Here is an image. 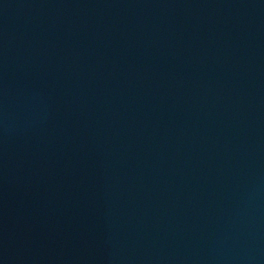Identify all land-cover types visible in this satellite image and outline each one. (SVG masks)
Returning <instances> with one entry per match:
<instances>
[{
  "label": "water",
  "instance_id": "1",
  "mask_svg": "<svg viewBox=\"0 0 264 264\" xmlns=\"http://www.w3.org/2000/svg\"><path fill=\"white\" fill-rule=\"evenodd\" d=\"M112 264H264V0H100Z\"/></svg>",
  "mask_w": 264,
  "mask_h": 264
}]
</instances>
